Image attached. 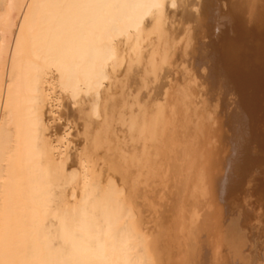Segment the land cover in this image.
I'll return each instance as SVG.
<instances>
[{"label": "bare ground", "instance_id": "6f19581e", "mask_svg": "<svg viewBox=\"0 0 264 264\" xmlns=\"http://www.w3.org/2000/svg\"><path fill=\"white\" fill-rule=\"evenodd\" d=\"M262 78L264 0H0V264H264Z\"/></svg>", "mask_w": 264, "mask_h": 264}, {"label": "rangeland", "instance_id": "374dc122", "mask_svg": "<svg viewBox=\"0 0 264 264\" xmlns=\"http://www.w3.org/2000/svg\"><path fill=\"white\" fill-rule=\"evenodd\" d=\"M220 14H223L222 16H225L224 15V13H220ZM262 81L264 82V80H263V78H262ZM262 82V91L264 92V83ZM258 100V99H257ZM262 145V144H261ZM261 145H259L258 147H261ZM261 148H259V149H256L258 152H259V150H260ZM262 150V149H261ZM258 154H261L262 155V151H261V153L259 152ZM261 155H259V156H261ZM262 164V162L260 163V165ZM261 190H262V187H261ZM260 194H262L261 192H259ZM259 193L258 194H254V197H252V199L250 200L251 202H255V200L256 199H258L259 197H257L258 195H259ZM257 198H256V197ZM256 198V199H255ZM255 199V200H254ZM252 200H254V201H252ZM257 206H259L256 210H258L256 213H258V212H260L262 209V205H260V204H258ZM254 209H255V207H254Z\"/></svg>", "mask_w": 264, "mask_h": 264}]
</instances>
